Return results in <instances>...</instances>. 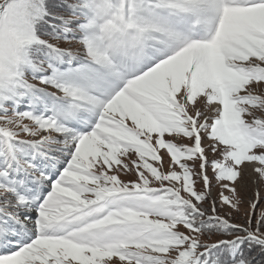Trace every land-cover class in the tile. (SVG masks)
I'll return each mask as SVG.
<instances>
[{
    "label": "snow or ice",
    "instance_id": "snow-or-ice-1",
    "mask_svg": "<svg viewBox=\"0 0 264 264\" xmlns=\"http://www.w3.org/2000/svg\"><path fill=\"white\" fill-rule=\"evenodd\" d=\"M0 264H264V0H0Z\"/></svg>",
    "mask_w": 264,
    "mask_h": 264
}]
</instances>
